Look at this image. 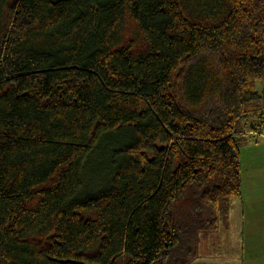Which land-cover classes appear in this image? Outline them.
Wrapping results in <instances>:
<instances>
[{"label":"trees","instance_id":"16d2710c","mask_svg":"<svg viewBox=\"0 0 264 264\" xmlns=\"http://www.w3.org/2000/svg\"><path fill=\"white\" fill-rule=\"evenodd\" d=\"M263 111L264 0H9L0 264H191Z\"/></svg>","mask_w":264,"mask_h":264},{"label":"rangeland","instance_id":"374dc122","mask_svg":"<svg viewBox=\"0 0 264 264\" xmlns=\"http://www.w3.org/2000/svg\"><path fill=\"white\" fill-rule=\"evenodd\" d=\"M9 0H0V16L5 4ZM264 113V111H263ZM254 120V116H252ZM258 121L264 120L257 118ZM262 135H246L243 140L242 157L243 165H249L253 160L264 161V124L261 128ZM103 154H96L87 165L86 174L83 172V179L88 188L100 181L107 175L108 166ZM244 176L247 178L249 169L245 168ZM264 171V169H258ZM259 171V176H262ZM233 207V205H232ZM235 218V216H234ZM236 224V223H235ZM240 225L222 224L216 232L202 233L199 243V257L191 264H264V239L253 246L250 243H243ZM233 238H232V237ZM230 243H229V242ZM261 246V247H259ZM255 247V248H254ZM255 257L259 258L254 263Z\"/></svg>","mask_w":264,"mask_h":264},{"label":"crops","instance_id":"0c3cea01","mask_svg":"<svg viewBox=\"0 0 264 264\" xmlns=\"http://www.w3.org/2000/svg\"><path fill=\"white\" fill-rule=\"evenodd\" d=\"M245 168L249 169L247 178L244 176ZM262 168L264 161L253 160L249 165H243V196L233 201L228 222L240 225L243 243L253 246L264 239V171L258 170ZM259 171L262 176H259ZM258 262L259 258L255 257L254 263Z\"/></svg>","mask_w":264,"mask_h":264}]
</instances>
